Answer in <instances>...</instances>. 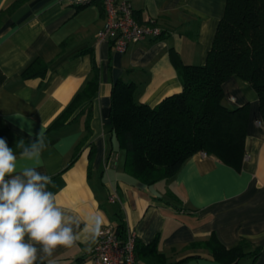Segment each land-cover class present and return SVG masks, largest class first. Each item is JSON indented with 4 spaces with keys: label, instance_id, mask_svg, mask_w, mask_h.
Returning a JSON list of instances; mask_svg holds the SVG:
<instances>
[{
    "label": "crops",
    "instance_id": "obj_1",
    "mask_svg": "<svg viewBox=\"0 0 264 264\" xmlns=\"http://www.w3.org/2000/svg\"><path fill=\"white\" fill-rule=\"evenodd\" d=\"M130 2L139 22L156 23L163 33L120 51L97 40L105 16L100 1L76 6L72 0H0V139L19 158L17 145L36 142L41 133L45 147L38 171L52 178L48 190L57 194L65 214L84 221L99 211L106 225H114L119 212L144 245L137 264H231L237 251L243 255L236 264H264V128L247 81L231 76L223 84L225 104L250 105L238 169L198 151L172 176L147 185L123 170L124 151L110 131L113 81L136 83L139 101L150 106L179 92L175 59L205 62L226 0ZM34 59L29 72L36 74L23 75ZM92 61L99 82L91 131L74 156L85 129L83 115L71 119L83 105L64 124H50L89 77ZM24 166L37 165L18 159V170ZM217 244L229 250L216 257ZM94 245L90 251L86 242L58 247L43 261L96 264Z\"/></svg>",
    "mask_w": 264,
    "mask_h": 264
},
{
    "label": "trees",
    "instance_id": "obj_2",
    "mask_svg": "<svg viewBox=\"0 0 264 264\" xmlns=\"http://www.w3.org/2000/svg\"><path fill=\"white\" fill-rule=\"evenodd\" d=\"M36 61L23 70V75L36 74L29 72ZM175 66L181 90L154 106L139 101V91L133 81L117 78L112 84L108 117L110 131L119 149L124 151L122 168L147 185L172 176L198 151L240 168L250 105L248 102L240 106L225 104L223 84L231 76L250 84L258 97V112L264 128V0H226L205 62L186 64L177 57ZM44 71L45 68L40 72ZM98 82V67L92 61L89 77L50 124H64L83 105L71 119L83 115L85 129L74 156L91 131V102ZM117 217L113 226L125 238L126 224L119 212ZM143 246L136 237L137 257ZM221 250L229 249L217 244L214 255L220 256ZM234 254L236 258L231 264H236V259L243 255L238 251ZM37 264L46 263L38 261Z\"/></svg>",
    "mask_w": 264,
    "mask_h": 264
},
{
    "label": "clouds",
    "instance_id": "obj_3",
    "mask_svg": "<svg viewBox=\"0 0 264 264\" xmlns=\"http://www.w3.org/2000/svg\"><path fill=\"white\" fill-rule=\"evenodd\" d=\"M17 146L22 148L19 158L0 139V264H37L58 247L71 248L78 242L88 243L90 251L106 234L104 214L88 213L84 221L65 214L57 194L48 190L52 178L38 171L45 147L41 133L36 142L21 141ZM18 159L37 166L18 170Z\"/></svg>",
    "mask_w": 264,
    "mask_h": 264
},
{
    "label": "built area",
    "instance_id": "obj_4",
    "mask_svg": "<svg viewBox=\"0 0 264 264\" xmlns=\"http://www.w3.org/2000/svg\"><path fill=\"white\" fill-rule=\"evenodd\" d=\"M76 6L100 1L104 9V23L97 31L98 41H108L120 51H124L130 42L145 37L157 38L162 28L153 22H139L132 9L130 0H72ZM114 194L110 198H114ZM105 235L99 238L92 249V258L96 264H137L134 248L135 234L127 229L125 238H121L113 225H106Z\"/></svg>",
    "mask_w": 264,
    "mask_h": 264
}]
</instances>
